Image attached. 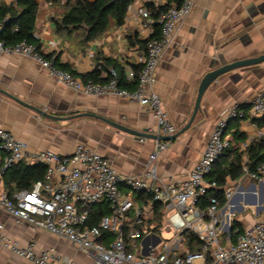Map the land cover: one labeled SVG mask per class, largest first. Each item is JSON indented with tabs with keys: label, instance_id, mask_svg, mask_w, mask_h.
<instances>
[{
	"label": "crops",
	"instance_id": "crops-1",
	"mask_svg": "<svg viewBox=\"0 0 264 264\" xmlns=\"http://www.w3.org/2000/svg\"><path fill=\"white\" fill-rule=\"evenodd\" d=\"M37 1L34 35L47 57L56 60L60 67L66 66L80 79L96 68L101 75L117 63L125 70L126 78L134 81L127 88H136L141 68L139 58L145 53L146 42L139 37L135 25L121 31L120 25L112 24L100 37L86 40L82 28L70 34L57 32L56 20L62 18L66 5L91 13L102 0ZM12 2L0 0V6ZM222 53L228 61L264 53V0H195L193 11L182 21L156 71L154 87L176 132L191 118L200 82ZM129 69L134 72L132 78ZM0 89L55 116L39 114L0 92V128L13 131L28 142L31 150L51 149L68 154L76 144L83 143L108 158L122 174L141 175L146 169L157 138L146 137L141 141L100 118L84 114H99L139 131L160 134L156 118L139 102L116 95L77 92L51 77L35 59L17 53H0ZM263 90L264 62L220 76L206 90L201 110L190 127L170 139L169 147L157 158L159 176L177 182L187 179L200 160L221 113L235 104L250 106L255 95ZM252 117L248 110L245 118L231 120L226 131L232 147L243 151L244 162L248 160L246 148L250 139L261 137L259 134L264 128ZM237 130L244 135L234 138ZM226 160L227 156H223L218 164ZM227 188L232 190V195L226 198L222 213L231 217L230 229L242 231L264 217V179H254L245 173L237 178L228 176L224 189ZM0 221L20 243L34 239L39 247L52 248L56 257L70 256L77 264L91 263L89 257L67 240L27 223H16L3 211H0ZM0 264L32 263L0 245Z\"/></svg>",
	"mask_w": 264,
	"mask_h": 264
},
{
	"label": "built area",
	"instance_id": "built-area-1",
	"mask_svg": "<svg viewBox=\"0 0 264 264\" xmlns=\"http://www.w3.org/2000/svg\"><path fill=\"white\" fill-rule=\"evenodd\" d=\"M194 6L195 0H135L130 5L120 30L133 24L146 41L145 53L139 58L137 86L132 90L119 86L114 67L101 72L105 80L80 79L27 39L12 44L0 40V53L35 59L51 77L77 92L135 100L156 118L158 133L172 135L176 126L155 90L156 71L165 49ZM4 21L0 18V30ZM128 74L134 76L132 69ZM249 112L257 118L264 116V90L251 100ZM246 116L239 104L221 113L200 160L182 182L164 180L158 174L156 160L171 140L158 139L144 172L132 175L117 171L108 158L87 144H76L68 154L31 150L28 142L13 131L0 128V211L16 223H27L75 244L89 257L90 264H264V217L238 231L233 241L231 217L222 213L220 198L212 196L206 207L201 205L208 189L219 187L208 176L230 145L226 138L230 121ZM259 136L264 138V128ZM19 162L44 164L45 178L36 181L31 189L10 196L4 187V175ZM244 173L263 180L264 160L253 170L244 166ZM133 193H142L143 197L136 198ZM224 194L231 198L232 190L224 189ZM102 202L109 205L110 212L93 222V208ZM165 232L171 235L165 238ZM188 233L198 237V248L187 247ZM0 245L32 264H77L73 257L54 256L52 248H41L34 239L20 243L8 234L3 221Z\"/></svg>",
	"mask_w": 264,
	"mask_h": 264
},
{
	"label": "trees",
	"instance_id": "trees-1",
	"mask_svg": "<svg viewBox=\"0 0 264 264\" xmlns=\"http://www.w3.org/2000/svg\"><path fill=\"white\" fill-rule=\"evenodd\" d=\"M134 1L135 0H102L91 13H84L74 6L66 5L64 6L65 10L62 18L56 20V30L59 33L70 34L82 28L85 32L86 40L98 38L109 29L112 24L121 25L124 22L126 13ZM38 8L39 3L37 0H13L11 4H1L0 18L5 19V21L3 29L0 30V40H3L6 44H12L19 40L27 39L29 42L35 43L40 47L41 45L34 35ZM14 28L17 29L15 30ZM138 42L143 45L146 41L139 40ZM54 62L57 64L56 60H54ZM113 66L118 72V84L120 87L130 88L134 85V81H129L126 78L125 70L122 67L117 63H113ZM62 68L68 69L66 66ZM82 77L84 80H105V78L100 76V71L97 68ZM239 107L246 112L249 110V106L244 104H240ZM252 120L264 126V116L261 118L253 116ZM243 135L244 132L237 130L234 133V138L237 136L242 137ZM246 153L248 155V160L244 162V153L240 151L239 148H233L231 144L225 148L223 155L215 163L213 171L208 176L209 179L216 180L219 187L208 189V192L202 197V207H206L212 196H218L221 204H224L226 202L224 188L228 176L237 178L244 173V166H247L249 170H253L257 164L264 160V138L259 137L254 139L247 146ZM223 156H227L228 160L222 165L218 164ZM45 174L46 167L44 164L39 163L32 165L19 162L12 165L5 173L4 187L8 191V194L12 196L19 190L31 189L36 181L45 178ZM133 195L136 198L143 197L142 193H133ZM109 212L110 209L107 203L102 202L97 204L93 208L92 221L97 222L100 216L108 214ZM159 221L160 220H158V222ZM157 228L158 225L155 229ZM231 236L233 241H235L237 236L235 229H232ZM186 238V245L189 249L193 250L200 246V241L195 234L188 233Z\"/></svg>",
	"mask_w": 264,
	"mask_h": 264
},
{
	"label": "water",
	"instance_id": "water-1",
	"mask_svg": "<svg viewBox=\"0 0 264 264\" xmlns=\"http://www.w3.org/2000/svg\"><path fill=\"white\" fill-rule=\"evenodd\" d=\"M225 57H226L225 53L220 54L217 57L216 62L212 65L213 68L204 75V77L202 78L200 85L198 87L195 106H194V110H193L191 118L189 119L188 123L184 127H182L179 131H177L176 133H174L172 135L150 134L147 132L139 131V130L134 129L130 126H127L123 123H120L118 121H115L113 119H110L108 117H105V116H102L99 114H92V113H84V114H89L91 116H95L97 118H100V119L106 121L107 123L113 125L114 127L121 129L123 131L129 132V133L137 136L138 138L154 137V138H157L159 140H170L172 138H175V137L179 136L180 134H182L184 131H186L190 127V125L194 121L198 111L201 110V103H202V99H203V96H204L206 90L220 76L227 74V73L234 72V71L242 70V69L248 68L250 66L257 65V64L264 62V53H261L259 55L246 56V57L234 59L231 61H228ZM0 92L6 94L7 96L13 98L14 100L18 101L22 105H25L26 107L34 110L35 112H37L39 114H42L45 116H50V117H55L54 115L48 113L44 109H42L38 106H35V105H33V104L11 94V93L3 90V89H0Z\"/></svg>",
	"mask_w": 264,
	"mask_h": 264
},
{
	"label": "rangeland",
	"instance_id": "rangeland-1",
	"mask_svg": "<svg viewBox=\"0 0 264 264\" xmlns=\"http://www.w3.org/2000/svg\"><path fill=\"white\" fill-rule=\"evenodd\" d=\"M171 234L170 233H167V232H165L164 234H163V236L165 237V238H167V237H169Z\"/></svg>",
	"mask_w": 264,
	"mask_h": 264
}]
</instances>
